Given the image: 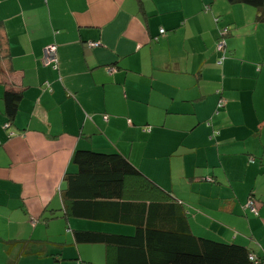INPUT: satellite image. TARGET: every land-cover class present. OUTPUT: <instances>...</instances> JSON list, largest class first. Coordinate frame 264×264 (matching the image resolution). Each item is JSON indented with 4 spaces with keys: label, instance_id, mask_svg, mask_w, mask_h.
I'll list each match as a JSON object with an SVG mask.
<instances>
[{
    "label": "crops",
    "instance_id": "obj_1",
    "mask_svg": "<svg viewBox=\"0 0 264 264\" xmlns=\"http://www.w3.org/2000/svg\"><path fill=\"white\" fill-rule=\"evenodd\" d=\"M0 46V264H117L75 233L122 229L64 211L78 150L122 155L183 204L194 235L264 259V7L0 0ZM8 90L23 96L12 122Z\"/></svg>",
    "mask_w": 264,
    "mask_h": 264
},
{
    "label": "trees",
    "instance_id": "obj_2",
    "mask_svg": "<svg viewBox=\"0 0 264 264\" xmlns=\"http://www.w3.org/2000/svg\"><path fill=\"white\" fill-rule=\"evenodd\" d=\"M229 1L264 7V0ZM22 97L12 90L5 93V115L11 122ZM72 161L77 173L67 175L62 192L68 219L111 224L123 231H77L75 240L113 249L117 264H264V259L251 261L253 253L244 246L194 235L183 204L122 155L78 150ZM248 210L257 215V209Z\"/></svg>",
    "mask_w": 264,
    "mask_h": 264
},
{
    "label": "built area",
    "instance_id": "obj_3",
    "mask_svg": "<svg viewBox=\"0 0 264 264\" xmlns=\"http://www.w3.org/2000/svg\"><path fill=\"white\" fill-rule=\"evenodd\" d=\"M228 32H229L228 29H225L223 31V36H226V34H228ZM160 33L162 35L165 33V31L162 30ZM99 46H100V44H98V43L89 44L90 48H95V47H99ZM225 47H226L225 42H220L218 45L219 51H223ZM43 63L47 67H51L54 70H58L59 60H58V56H57V48L55 46H48L44 49ZM114 72H115V69H109L108 70L109 74H112ZM7 127H9V125H7ZM247 208L250 209L254 213L256 212V205H255L254 200L249 201ZM250 260L256 261L257 259L254 256H251Z\"/></svg>",
    "mask_w": 264,
    "mask_h": 264
},
{
    "label": "rangeland",
    "instance_id": "obj_4",
    "mask_svg": "<svg viewBox=\"0 0 264 264\" xmlns=\"http://www.w3.org/2000/svg\"><path fill=\"white\" fill-rule=\"evenodd\" d=\"M75 169H76V167H75ZM76 171H77V169H76ZM198 237V236H197Z\"/></svg>",
    "mask_w": 264,
    "mask_h": 264
}]
</instances>
